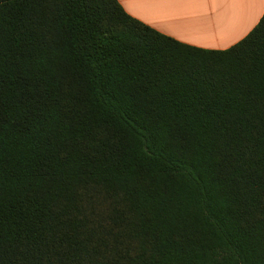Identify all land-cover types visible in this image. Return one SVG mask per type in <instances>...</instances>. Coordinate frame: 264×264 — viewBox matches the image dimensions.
Instances as JSON below:
<instances>
[{
  "label": "trees",
  "instance_id": "16d2710c",
  "mask_svg": "<svg viewBox=\"0 0 264 264\" xmlns=\"http://www.w3.org/2000/svg\"><path fill=\"white\" fill-rule=\"evenodd\" d=\"M0 264H264V17L210 51L0 0Z\"/></svg>",
  "mask_w": 264,
  "mask_h": 264
},
{
  "label": "crops",
  "instance_id": "0c3cea01",
  "mask_svg": "<svg viewBox=\"0 0 264 264\" xmlns=\"http://www.w3.org/2000/svg\"><path fill=\"white\" fill-rule=\"evenodd\" d=\"M132 18L175 41L226 51L264 17V0H116Z\"/></svg>",
  "mask_w": 264,
  "mask_h": 264
}]
</instances>
